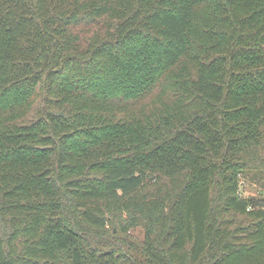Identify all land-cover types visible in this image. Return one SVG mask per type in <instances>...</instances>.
Wrapping results in <instances>:
<instances>
[{"label":"trees","instance_id":"trees-1","mask_svg":"<svg viewBox=\"0 0 264 264\" xmlns=\"http://www.w3.org/2000/svg\"><path fill=\"white\" fill-rule=\"evenodd\" d=\"M247 178L264 0H0V264H264Z\"/></svg>","mask_w":264,"mask_h":264},{"label":"rangeland","instance_id":"rangeland-1","mask_svg":"<svg viewBox=\"0 0 264 264\" xmlns=\"http://www.w3.org/2000/svg\"><path fill=\"white\" fill-rule=\"evenodd\" d=\"M240 193L244 194L245 196H255V197H264V186L255 182L252 179L243 180L240 184ZM130 237L134 238L135 240H141L142 238V229L137 227L135 229H131L127 233Z\"/></svg>","mask_w":264,"mask_h":264}]
</instances>
